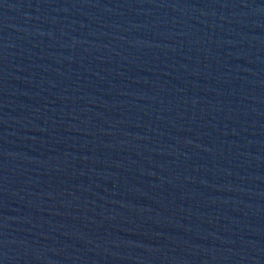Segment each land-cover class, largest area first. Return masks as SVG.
<instances>
[{"label": "water", "instance_id": "obj_1", "mask_svg": "<svg viewBox=\"0 0 264 264\" xmlns=\"http://www.w3.org/2000/svg\"><path fill=\"white\" fill-rule=\"evenodd\" d=\"M0 264H264V0H0Z\"/></svg>", "mask_w": 264, "mask_h": 264}]
</instances>
